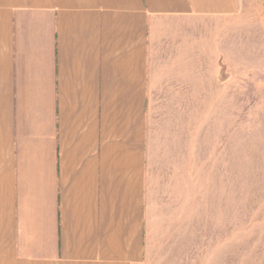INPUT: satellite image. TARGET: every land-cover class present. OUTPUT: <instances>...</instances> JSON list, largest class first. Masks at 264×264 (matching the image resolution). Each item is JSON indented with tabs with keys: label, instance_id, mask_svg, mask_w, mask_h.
I'll use <instances>...</instances> for the list:
<instances>
[{
	"label": "crops",
	"instance_id": "crops-1",
	"mask_svg": "<svg viewBox=\"0 0 264 264\" xmlns=\"http://www.w3.org/2000/svg\"><path fill=\"white\" fill-rule=\"evenodd\" d=\"M246 1L0 0V264L144 263L197 188L196 22Z\"/></svg>",
	"mask_w": 264,
	"mask_h": 264
},
{
	"label": "rangeland",
	"instance_id": "rangeland-1",
	"mask_svg": "<svg viewBox=\"0 0 264 264\" xmlns=\"http://www.w3.org/2000/svg\"><path fill=\"white\" fill-rule=\"evenodd\" d=\"M196 192L150 233L143 264H264V0L196 22ZM163 224V222H162Z\"/></svg>",
	"mask_w": 264,
	"mask_h": 264
}]
</instances>
